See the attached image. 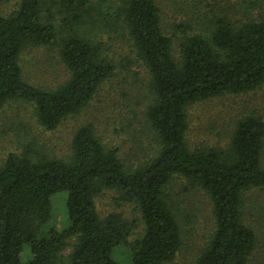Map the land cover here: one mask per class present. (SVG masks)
Returning a JSON list of instances; mask_svg holds the SVG:
<instances>
[{"label": "trees", "instance_id": "1", "mask_svg": "<svg viewBox=\"0 0 264 264\" xmlns=\"http://www.w3.org/2000/svg\"><path fill=\"white\" fill-rule=\"evenodd\" d=\"M52 1L66 26L59 37L53 22L44 18V0H19L9 14L0 13V108L9 99L28 100L38 123L48 130L84 109L114 71L95 38V31L107 23L96 18L91 0ZM120 12L135 54L149 74L153 98L146 118L160 145L158 153L128 169L117 148H105L88 123L76 129L67 159L9 153L0 166V264H120L112 257L119 246L128 250L130 264H166L181 243L165 195L175 175L204 189L213 204L215 230L194 264H245L255 235L242 222V195L264 187V121L244 115L226 147L190 148L186 109L264 83V18L240 25L219 18L208 35L193 34L181 41L177 60L171 38L162 32L155 0H124ZM57 41L69 78L53 90L25 82L20 52ZM105 189L138 208L144 227L132 241L128 238L134 221L120 213L98 215L95 197ZM63 191L67 225L59 230L50 222L51 196Z\"/></svg>", "mask_w": 264, "mask_h": 264}, {"label": "rangeland", "instance_id": "2", "mask_svg": "<svg viewBox=\"0 0 264 264\" xmlns=\"http://www.w3.org/2000/svg\"><path fill=\"white\" fill-rule=\"evenodd\" d=\"M96 18L107 26L95 31V38L112 61L113 74L105 79L78 114L66 117L55 129H45L37 121L34 104L25 99H9L0 108V166L9 153L35 158L46 155L67 159L71 139L82 124H90L105 148H117V155L128 169L153 158L159 143L146 118L153 95L149 90L147 68L137 58L135 49L121 21L124 0H91ZM19 0H0V13L9 14ZM162 32L171 38L172 52L178 60L180 42L193 34L208 35L215 20L222 18L234 25L264 18V0H155ZM44 18H49L59 37L66 26L52 0H44ZM60 46L29 45L19 54L21 78L42 90H53L69 78L60 59ZM247 114L264 121V83L254 90L225 93L190 104L186 109L185 139L190 148L226 147L236 121ZM264 166V149L262 152ZM165 195L180 229L181 243L174 258L166 264H194L215 230L213 204L199 186L191 187L185 177L175 175L165 188ZM66 192L51 196L50 222L59 230L67 225L64 208ZM98 215L120 213L136 227L128 241L141 235L144 224L134 203L120 201L114 190L105 189L95 197ZM242 222L255 235L253 250L245 264H264V187H254L242 195ZM73 240L71 239L70 242ZM70 248L63 251L65 259ZM125 247L114 249L112 257L120 264H130ZM65 261V260H64Z\"/></svg>", "mask_w": 264, "mask_h": 264}]
</instances>
